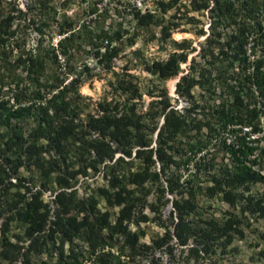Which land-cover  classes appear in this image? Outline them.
I'll list each match as a JSON object with an SVG mask.
<instances>
[{
  "label": "trees",
  "instance_id": "obj_1",
  "mask_svg": "<svg viewBox=\"0 0 264 264\" xmlns=\"http://www.w3.org/2000/svg\"><path fill=\"white\" fill-rule=\"evenodd\" d=\"M176 2L155 0L161 11ZM190 9L206 12L211 31L217 26L223 29L237 22L236 17L242 18L236 23L235 33H229L226 44H222L224 46L218 43L213 47L215 52L209 48L212 42L210 33L204 37V46L200 49L201 56L211 55L213 61L216 59L218 65L213 67L215 70L211 80L219 85L221 91L224 90L229 103L221 102L210 113L193 101L182 107L181 111L167 108L169 104L165 98L157 101L162 121L155 131L154 145H151V134L156 128L155 123L150 128L144 126L131 104L125 108L119 107L116 101H99L93 113L80 119L70 107V100L63 98L68 86L61 85V80L54 77L53 83L48 84H52L56 91L49 97L41 99L39 87L27 96V102L13 106L7 103V95L2 94L4 84L0 73V125L8 127L6 133L0 134V142L4 146L0 149L3 152V165L0 164V216L5 213L0 224V260L12 262L20 257V264H36L31 261V255L43 253L46 259L54 256L53 264H127L140 249L153 251L164 248L170 253L172 238L177 245H185L189 238L198 235V245L187 249L190 254H197L198 251L206 252L208 244L222 237L225 244L233 234L240 235L241 231L237 227L239 220L231 214L221 221L210 217L202 221L201 225L194 224L188 218L195 209L196 192L195 182L190 177L183 178L180 185L182 190L177 191L178 197L171 199V230L163 225L162 234L151 237L149 244H145L138 243L142 232L129 228V224L147 220L141 209L137 210L139 197L135 195L137 189L141 190L144 181L158 180V172L149 171L147 166H152L156 161L163 172L175 170L171 171V179L166 178L171 192L172 182H177L180 177L176 172L183 164L175 160L173 154L180 152L195 156L205 145L196 139L181 142L177 137L181 134L187 139L192 138L188 137L191 136L190 131L193 130L195 135L203 127L206 129V141L211 132L217 134L223 130L233 137L229 143L222 139L220 145L228 156V162L218 163L214 173L206 171L203 181L208 184L204 187V194L218 195L220 200L230 204L242 199L244 203L239 205L240 213L249 211L264 215V206L259 200L249 207L250 197H242L248 185L264 180V165L255 168L258 162L252 155L254 151L264 153V130L259 121L260 118L264 120L263 57L252 59L250 69H247L249 61L243 47L253 25V30L264 40V0H190ZM241 9L243 15L239 16L238 11ZM133 13L139 27L151 22L158 24L161 38H167L174 28L170 23L163 25L147 9L142 13L138 10ZM258 16L260 19L257 20ZM248 18L251 19V26L245 24L244 20ZM11 20L12 17L8 15L0 20V36L7 34ZM259 20L263 22L260 24ZM60 40L59 45L62 42ZM113 54L104 50L100 59L108 60ZM186 55L184 51L170 52L163 59H152L146 70L160 79L169 78L178 73L179 64L186 61ZM206 62L205 67L197 69L196 78L190 73L178 78L174 88L178 97L186 101L189 89L194 84L204 86L209 91V59ZM6 64L3 70L7 72L11 71L13 65L26 67V72L35 76L33 79L38 85V76L42 72V61L38 56L24 53L22 57V53H19ZM114 90L128 98L138 95L136 83L129 78H117ZM209 114L214 116L210 117L213 121H210ZM254 134L257 136L251 137ZM260 140H263L261 146ZM117 152L120 154L115 155ZM10 153L13 158L9 157ZM132 153L145 159L147 165H137L131 169L134 164ZM71 157L76 160H71ZM67 158L68 163H65ZM105 160L109 164H105ZM73 163L75 169L69 167ZM5 164L10 165L6 167ZM101 164L103 171L99 169ZM22 165L37 170L40 181L36 188L32 178L23 183L16 178V183H10V176L15 175ZM183 166L186 168L187 164ZM89 172L98 173L105 184L96 186L84 197H78L77 178H88ZM11 185L16 189L8 197L6 189ZM45 192H49L52 197L44 200L42 195ZM95 195L103 199L107 206L118 207L114 217L109 211L96 206ZM13 221L23 228L27 238L25 246L18 243V237L11 242L5 236L9 222ZM124 249L126 253H123ZM37 264H48V260L40 259Z\"/></svg>",
  "mask_w": 264,
  "mask_h": 264
},
{
  "label": "rangeland",
  "instance_id": "obj_2",
  "mask_svg": "<svg viewBox=\"0 0 264 264\" xmlns=\"http://www.w3.org/2000/svg\"><path fill=\"white\" fill-rule=\"evenodd\" d=\"M156 5L155 0H0V20L7 15L12 17L7 34L0 36V73L3 75L4 84L1 89L2 94L8 97L7 103L14 106L27 102V96L39 87L42 93L41 99L44 100L56 91L52 84H48L53 83L55 77L61 80V85L68 86V91L63 98L70 100V107L75 110L80 119H84L88 113H93L99 101L111 103L116 101L119 107L125 108L131 104L144 126L150 128L155 123L156 128L151 134V145H154L155 131L162 121V115L159 113L160 104L157 101L165 98L169 104L167 108L172 107L177 111H181L182 107L193 101L204 107V111L209 112L221 102L229 103L224 90L221 91L219 85L211 80L215 70L213 67L218 65L216 59L214 62L211 55L201 56L200 49L204 46V37L210 33L212 42L209 48L216 47L218 43L224 46L222 44H226L229 33H235L236 23L242 18L236 17L237 22L223 29L217 26L214 31H211L208 26L210 19L207 18L206 12L192 11L190 0H177L174 5L164 11ZM146 9L154 13L155 19L158 18L163 25H169V23L174 25L167 38H161L159 25L154 22L142 27L136 25L133 12L138 10L142 13ZM242 13V9L238 11L239 16L243 15ZM188 17L191 18L188 19ZM258 19H260L259 16ZM250 20V18L245 19V24L251 26ZM259 21L260 24L263 22ZM253 27L254 25L250 28L243 46L249 61L247 69H250V61L256 57H263L262 69H264V40L258 36ZM60 39L61 45L58 44ZM104 50L114 54L108 60L100 59ZM173 51L187 53L186 61L179 64L180 70L176 75L160 79L146 70V66L152 59H163ZM213 51L215 52V48ZM19 53H22V57L24 53L32 57L38 56L42 61L38 85L33 79L35 76L26 72V67L22 65L15 67L13 65L8 72L3 70L4 65L11 62ZM191 58H193L192 62ZM207 59H209L210 69L209 91L204 86L194 84L189 89L186 101L178 97L174 92L178 78L187 73L196 78L197 69L205 67ZM235 63L236 61L234 65ZM121 77L129 78L136 83L139 96L134 95L128 98L114 90L115 80ZM210 115L212 114H209V119L213 121L210 117L214 116ZM259 121L264 130V120L260 118ZM7 131V126L0 125V134ZM193 133L194 131L191 130L189 133L191 136H188L192 138L187 139L180 134L177 139H181V142L196 139L205 145L195 156L180 152L173 154L172 157L183 164L176 172L180 174V177L177 182H172L171 192L168 190L166 178L171 179L173 169L163 172L156 161L152 166H147L149 171L158 172V180L144 181L141 190L137 189L135 192V195L139 197L137 210L141 209L147 220L129 224V228L140 230L142 234L138 237V243L145 244H149L151 237L162 234L163 225L171 230L169 225L171 199L178 197L176 193L182 190L180 185L183 178L190 177L195 182L196 192L195 209L188 218L194 224L201 225L202 221L210 217L221 221L231 214L239 220L237 227L241 234H233L230 241L225 244L222 237L217 242L208 244L206 252L198 251L197 254H190L187 249L192 245H198V235L189 238L185 245H177L172 238L173 248L170 253L164 248L153 251L140 249V252L133 257L132 261L128 260L127 264H264V215L249 211L240 213L239 205L244 203L242 199L235 204H230L220 200L218 195L204 194V187L208 182L203 181V178L206 177L207 172L214 173L218 163L228 162V156L220 144L222 139H230L231 135L226 130L217 134L211 132L209 140L206 141L204 127L199 133L195 135ZM262 143L263 140H260L259 146ZM173 144L175 147L176 142ZM3 147L0 142V149ZM2 154L3 152H0V164L3 162ZM119 154L117 152L115 155ZM254 154L258 162L254 167H262L264 153L255 151ZM44 156L47 157L46 154ZM132 156L134 164L131 169L136 168L137 165H147L145 159L138 158L134 153ZM9 157L13 158V155L10 153ZM197 157L203 160H198ZM71 160L76 159L71 157ZM65 163H68V158ZM105 164H109V161L105 160ZM184 164H187L186 168ZM5 165L9 167L10 164ZM75 166L73 163V166L69 167L75 169ZM99 167L100 171H103V164ZM88 176L90 177L78 176L77 178L78 197H84L96 186L105 184V180L98 173L89 172ZM16 178L21 180L20 183L32 178L34 188L40 181L37 170L26 165L20 166L16 174L10 176L12 185L16 183ZM12 185L7 186L6 196L8 197L15 193L16 188ZM49 195L50 193L45 192L42 198L48 200ZM245 195L250 197L249 207H252V203L257 200L264 206V180L248 185V190L242 193V197ZM94 199L100 210H107L111 217L115 216L117 206H107L104 200L96 195ZM3 215L5 213L0 216V224ZM5 236L11 242L16 241L18 237L19 244L25 246L27 243L23 228L14 221L9 222ZM112 251H115V245ZM123 253H126V249ZM30 258L36 264L40 259L48 260V264H53L54 261V256L46 259L47 256L43 253L32 254ZM0 264H20V257L12 262L0 260Z\"/></svg>",
  "mask_w": 264,
  "mask_h": 264
},
{
  "label": "built area",
  "instance_id": "obj_3",
  "mask_svg": "<svg viewBox=\"0 0 264 264\" xmlns=\"http://www.w3.org/2000/svg\"><path fill=\"white\" fill-rule=\"evenodd\" d=\"M243 129H245V128H243ZM261 133H263V131H261ZM257 135L255 134V135H252L251 137H256ZM232 138L233 137H231L230 136V139H226V143H229V142H231L232 141ZM255 152V151H254ZM254 152H253V154L252 155H255L254 154ZM252 155H250V157H252ZM46 193H48L49 194V192H46ZM52 196L51 195H49V198H51Z\"/></svg>",
  "mask_w": 264,
  "mask_h": 264
}]
</instances>
